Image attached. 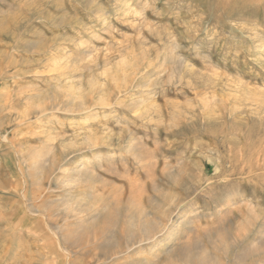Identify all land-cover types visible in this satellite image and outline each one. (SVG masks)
Returning a JSON list of instances; mask_svg holds the SVG:
<instances>
[{
	"label": "rangeland",
	"instance_id": "rangeland-1",
	"mask_svg": "<svg viewBox=\"0 0 264 264\" xmlns=\"http://www.w3.org/2000/svg\"><path fill=\"white\" fill-rule=\"evenodd\" d=\"M0 264H264V0H0Z\"/></svg>",
	"mask_w": 264,
	"mask_h": 264
},
{
	"label": "bare ground",
	"instance_id": "bare-ground-1",
	"mask_svg": "<svg viewBox=\"0 0 264 264\" xmlns=\"http://www.w3.org/2000/svg\"><path fill=\"white\" fill-rule=\"evenodd\" d=\"M142 70V68H140V66L139 67H137L136 69H134V71H135V73H136V75H139V73H140V71ZM136 81H137V79H136ZM139 84V83H138ZM103 217V216H102ZM113 219H115V218H113ZM112 219V220H113ZM118 219V218H117ZM132 220V219H131ZM135 221V220H134ZM115 222H116V220H115ZM112 223V222H111ZM133 224H134V222H133ZM138 224V223H137ZM137 224H136V226H137ZM140 225V224H139ZM135 226V227H136ZM139 227V226H138ZM140 227H141V225H140ZM139 227V228H140ZM158 227V226H157ZM137 228V227H136ZM136 230V229H135ZM137 230H138V228H137ZM140 231L141 230H143V232L144 233H147V234H150L152 231H154V229H153V227L149 224V222H144V226H142L140 229H139ZM176 232V231H175ZM173 233V232H172ZM172 233H171V235H172ZM177 234V233H176ZM170 235V236H171ZM178 235V234H177ZM175 235H173L172 237H174ZM153 250V249H152ZM155 250V249H154ZM157 251V250H156ZM66 252H68L67 250H66ZM138 252H140V250H138V251H136V253H138ZM135 253V254H136ZM153 254L154 253H156L155 251L154 252H152ZM69 254V253H68ZM67 256V255H66ZM69 258V257H68ZM134 258V257H133Z\"/></svg>",
	"mask_w": 264,
	"mask_h": 264
}]
</instances>
